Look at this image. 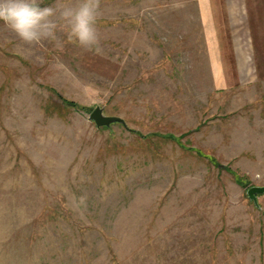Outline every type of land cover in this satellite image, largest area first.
I'll return each mask as SVG.
<instances>
[{
  "label": "rangeland",
  "instance_id": "obj_1",
  "mask_svg": "<svg viewBox=\"0 0 264 264\" xmlns=\"http://www.w3.org/2000/svg\"><path fill=\"white\" fill-rule=\"evenodd\" d=\"M101 11L98 53L0 21V264H264V0Z\"/></svg>",
  "mask_w": 264,
  "mask_h": 264
},
{
  "label": "clouds",
  "instance_id": "obj_2",
  "mask_svg": "<svg viewBox=\"0 0 264 264\" xmlns=\"http://www.w3.org/2000/svg\"><path fill=\"white\" fill-rule=\"evenodd\" d=\"M42 3L43 0H0V21L26 45L55 40L57 31L65 28L68 38L85 51H100L101 0H76L56 6Z\"/></svg>",
  "mask_w": 264,
  "mask_h": 264
},
{
  "label": "water",
  "instance_id": "obj_3",
  "mask_svg": "<svg viewBox=\"0 0 264 264\" xmlns=\"http://www.w3.org/2000/svg\"><path fill=\"white\" fill-rule=\"evenodd\" d=\"M88 119L92 121L96 128L103 126H109L112 123H120L123 126H126L125 120L119 116L115 115H106L103 112V108L96 106L91 110L88 115ZM264 193V185L261 186H251L246 190V194L250 200H252L257 205V195Z\"/></svg>",
  "mask_w": 264,
  "mask_h": 264
},
{
  "label": "trees",
  "instance_id": "obj_4",
  "mask_svg": "<svg viewBox=\"0 0 264 264\" xmlns=\"http://www.w3.org/2000/svg\"><path fill=\"white\" fill-rule=\"evenodd\" d=\"M66 105H69V106H73V107H76V104L74 102H71V101H66L65 102ZM100 128H108V126H103V127H100ZM131 132H134L136 134H138L140 137H143V135L140 133V132H137L135 130H131ZM158 135V134H157ZM161 137L165 136V137H169L170 139L173 138V139H176L175 136H173L172 134H164V135H160ZM238 180V179H237ZM240 182V181H238Z\"/></svg>",
  "mask_w": 264,
  "mask_h": 264
}]
</instances>
